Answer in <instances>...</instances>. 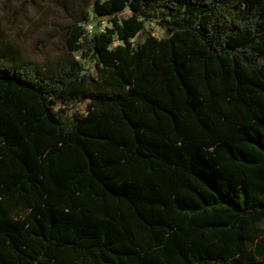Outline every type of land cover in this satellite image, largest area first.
Instances as JSON below:
<instances>
[{
	"label": "trees",
	"instance_id": "trees-1",
	"mask_svg": "<svg viewBox=\"0 0 264 264\" xmlns=\"http://www.w3.org/2000/svg\"><path fill=\"white\" fill-rule=\"evenodd\" d=\"M94 11L0 64V264H264V0Z\"/></svg>",
	"mask_w": 264,
	"mask_h": 264
},
{
	"label": "rangeland",
	"instance_id": "rangeland-1",
	"mask_svg": "<svg viewBox=\"0 0 264 264\" xmlns=\"http://www.w3.org/2000/svg\"><path fill=\"white\" fill-rule=\"evenodd\" d=\"M96 0H0V64L20 65L34 61L49 65L67 55L61 27L82 22L88 16L89 30L104 32L112 28L107 20L94 11ZM232 3V0H227ZM131 15L127 10L121 18ZM162 11L153 13L146 22V31L158 39L167 36L161 22ZM89 73L95 74L92 64ZM72 112H86L80 105ZM72 112H70L72 114Z\"/></svg>",
	"mask_w": 264,
	"mask_h": 264
},
{
	"label": "built area",
	"instance_id": "built-area-1",
	"mask_svg": "<svg viewBox=\"0 0 264 264\" xmlns=\"http://www.w3.org/2000/svg\"><path fill=\"white\" fill-rule=\"evenodd\" d=\"M89 27H90V25H89ZM77 58H79V57H77Z\"/></svg>",
	"mask_w": 264,
	"mask_h": 264
}]
</instances>
